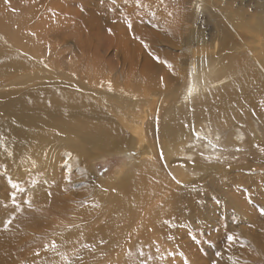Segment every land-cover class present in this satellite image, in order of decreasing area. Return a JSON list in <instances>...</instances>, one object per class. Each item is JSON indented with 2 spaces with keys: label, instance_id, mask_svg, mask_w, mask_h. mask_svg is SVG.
Wrapping results in <instances>:
<instances>
[{
  "label": "rangeland",
  "instance_id": "1",
  "mask_svg": "<svg viewBox=\"0 0 264 264\" xmlns=\"http://www.w3.org/2000/svg\"><path fill=\"white\" fill-rule=\"evenodd\" d=\"M147 1H166L181 19L163 26L151 13L144 29L181 32V46L217 63L216 76L237 63L257 69L254 54L264 65V0H204L201 10L193 0ZM103 2L3 7L0 57L13 63L0 66V264H264V99L218 113L227 119L222 141H234L237 130L244 141L198 165L165 152L179 126H190L171 114L174 100L159 96L144 125L153 157L137 159L116 104L146 102L128 99L107 78L88 82L86 19ZM159 38L154 48L168 49ZM103 121L125 138L93 136L90 126ZM142 184L147 189L137 192Z\"/></svg>",
  "mask_w": 264,
  "mask_h": 264
},
{
  "label": "bare ground",
  "instance_id": "2",
  "mask_svg": "<svg viewBox=\"0 0 264 264\" xmlns=\"http://www.w3.org/2000/svg\"><path fill=\"white\" fill-rule=\"evenodd\" d=\"M12 1L0 0V15L7 13L3 7ZM131 1L110 0L109 3L105 0L99 10L89 9L91 12L86 19V27L87 49L91 59L88 69L90 86H95L97 77L107 78L111 87L120 90L128 99L146 102L143 107L130 102L116 104L115 116L118 123L125 131H131L137 141L134 156L137 159L153 157V153L145 144L144 125L146 115L154 110L159 96L174 100L171 114L178 115L182 122L190 126L188 130L179 126V132L171 137V144L165 149L168 155L174 153L189 155L195 164L206 165L207 159L216 160L222 151L229 150L235 142L243 143L242 139L245 136L240 130L235 133L234 141L232 139L222 141L220 126H225L227 119L218 113H227L232 103L242 108H252L251 104L264 99L260 76V72L264 75V65L261 64L259 57L251 55L258 66L257 69L247 70L248 64L237 63L230 66L231 68L227 65L229 70L231 69L230 73L225 72L216 76L217 63L215 64L208 54L197 53L195 49L188 52L189 47L181 46V32L171 33L167 27L165 28L168 31L163 33L154 29L148 32L144 29L145 20L151 13L157 21L163 22V26L179 25L181 18L169 11L166 1L151 3L146 0L134 4ZM193 1L194 9L207 8L204 0ZM209 6L218 7L212 1L209 2ZM237 13L231 12L232 20L233 17H237ZM185 20L184 17L183 22ZM152 37L164 41L169 48L166 50L158 49L157 46L154 48L151 44ZM132 43L135 46L131 45ZM215 46L216 44L213 45V50ZM132 48L134 53L130 55ZM160 57L165 61L159 62ZM7 62L11 64L3 68L10 67L13 62L11 59L0 57V66L6 65ZM59 100L68 104V100L61 98ZM135 109L141 113L136 114ZM255 128L259 129V126ZM250 129L253 137L264 138L260 129V136L254 128ZM90 132L103 140L111 135L125 138L115 125L104 121L90 126ZM144 186L143 184L136 186V191L146 190L147 187Z\"/></svg>",
  "mask_w": 264,
  "mask_h": 264
},
{
  "label": "snow or ice",
  "instance_id": "3",
  "mask_svg": "<svg viewBox=\"0 0 264 264\" xmlns=\"http://www.w3.org/2000/svg\"><path fill=\"white\" fill-rule=\"evenodd\" d=\"M6 2H7V0H6ZM145 46L147 47V45H145ZM189 92L191 93V89L189 90ZM14 202H15V201L13 200V203H14ZM228 239H229V240H232L233 237L229 236ZM54 246H55V245L53 244V247H54Z\"/></svg>",
  "mask_w": 264,
  "mask_h": 264
}]
</instances>
